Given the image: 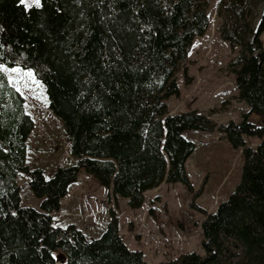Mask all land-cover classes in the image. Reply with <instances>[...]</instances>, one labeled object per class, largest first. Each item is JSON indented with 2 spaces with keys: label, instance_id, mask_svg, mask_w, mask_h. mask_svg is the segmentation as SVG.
<instances>
[{
  "label": "trees",
  "instance_id": "obj_1",
  "mask_svg": "<svg viewBox=\"0 0 264 264\" xmlns=\"http://www.w3.org/2000/svg\"><path fill=\"white\" fill-rule=\"evenodd\" d=\"M252 0H225L223 38L237 42L250 34ZM207 0H0V67L32 69L46 86L48 105L59 116L75 163L44 179L25 163L33 118L24 96L0 71V264H147L117 233V219L100 237L87 240L73 224L55 225L50 211L66 184L83 168L139 207L145 191L162 182L193 185L186 160L195 147L187 129L210 130L211 120L193 108L170 112L179 95L176 72L187 76L188 48L208 26ZM257 36V35H256ZM232 67L239 96L248 104L238 121L221 126L234 145L245 133L264 130V50ZM191 79H186V82ZM241 182L201 223L207 253L191 251L156 264H264V141L245 149ZM31 176L42 199L39 210L21 203L18 171ZM197 194V193H196ZM192 204V202H191ZM148 212L154 216L151 206ZM242 245L236 261L224 245ZM67 250L65 262L53 250Z\"/></svg>",
  "mask_w": 264,
  "mask_h": 264
},
{
  "label": "rangeland",
  "instance_id": "obj_2",
  "mask_svg": "<svg viewBox=\"0 0 264 264\" xmlns=\"http://www.w3.org/2000/svg\"><path fill=\"white\" fill-rule=\"evenodd\" d=\"M25 0V4H32ZM225 0H207L208 26L202 34L194 36L188 48L187 76L182 67L176 72L179 95H171L167 102L170 112L197 109L212 122L210 130L187 129L184 136L195 143L186 165L192 190L177 182H162L148 189L139 207H131L124 196H114L111 185L99 183L83 168L66 184L58 204L50 213L55 225L73 224L87 240L96 239L105 231L112 219H117V233L124 245L141 253L147 264L178 260L185 252L207 253L203 246L206 236L201 223L217 211L241 182L245 168V149L257 152L264 141L261 134L245 133L242 142L232 144L221 126L238 121L248 104L239 96L232 67L247 54L246 41L254 51L264 50V0H252L247 19L250 34L231 42L221 35V26L228 20L223 8ZM223 4V5H222ZM257 35V36H256ZM18 79H12L25 97L26 111L34 124L27 140L25 163L40 168L44 179L53 178L58 169L75 163L70 153V141L59 116L48 105L45 84L30 68L17 67ZM186 79L191 81L186 82ZM263 124L264 121H258ZM14 179L20 187L21 203L39 210L45 195H37L32 188L31 176L22 170ZM197 193V194H196ZM192 202V204H191ZM151 206L154 216L148 212ZM224 245L236 261L242 245L231 237ZM55 261L65 262L67 250H53Z\"/></svg>",
  "mask_w": 264,
  "mask_h": 264
},
{
  "label": "crops",
  "instance_id": "obj_3",
  "mask_svg": "<svg viewBox=\"0 0 264 264\" xmlns=\"http://www.w3.org/2000/svg\"><path fill=\"white\" fill-rule=\"evenodd\" d=\"M17 67L18 66H12V67L2 66V67H0V71L6 75V78L8 79L9 84H11L14 88H16L22 94V92L20 91L18 86L15 84L16 81L14 80L15 81L14 82L12 80V79H18V78H16V76L19 75V73H21V72H19V70H21V69H19ZM24 105H25V102H24ZM25 110H26V106H25ZM29 134H30V132H29ZM29 134H28L27 139H26V145H27V140H28ZM26 154H27V148H26ZM189 156H188V158H189ZM188 158H187V160H188ZM187 160H186V162H187ZM154 188H156V187H154ZM151 189H153V188H151Z\"/></svg>",
  "mask_w": 264,
  "mask_h": 264
},
{
  "label": "snow or ice",
  "instance_id": "obj_4",
  "mask_svg": "<svg viewBox=\"0 0 264 264\" xmlns=\"http://www.w3.org/2000/svg\"><path fill=\"white\" fill-rule=\"evenodd\" d=\"M21 4L25 3V0H20ZM33 3L36 4V6H39V0H32Z\"/></svg>",
  "mask_w": 264,
  "mask_h": 264
}]
</instances>
